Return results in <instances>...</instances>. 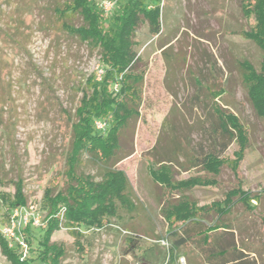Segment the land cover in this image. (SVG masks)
<instances>
[{
  "label": "rangeland",
  "instance_id": "obj_1",
  "mask_svg": "<svg viewBox=\"0 0 264 264\" xmlns=\"http://www.w3.org/2000/svg\"><path fill=\"white\" fill-rule=\"evenodd\" d=\"M52 1L0 0V225L8 217L1 194H13V183L20 177L27 205L46 215L42 210L45 188L65 183L62 173L71 127L64 111L74 113L82 96L75 83H84L101 68L96 51L67 33L56 35L47 26L44 8ZM95 1L101 8L104 2L115 3L111 11L104 10L107 14L118 8V0ZM247 1L162 0L161 34L152 36L147 23L140 25L136 38L140 44L139 67L146 68L144 100L139 117L129 122L121 138V154H131L115 165L130 180L131 193L124 204L127 207L117 202L122 218L119 222L111 220L117 224L83 228L82 251L77 249L69 228L55 231L52 241L68 248L64 264H165L167 232L172 224L162 216L161 205L170 195L153 180L148 151L156 144L165 121L174 125V133L192 138L196 146L207 147L208 92L202 90V102L194 95L199 90L197 85L206 86L208 82L203 78L212 74L222 78L219 83L227 89L222 102L228 103L247 125L251 144L237 172L229 164L235 158L236 143L226 151L218 175L204 168L186 170V165L169 167L173 181L199 177L205 182L173 192L169 199L175 203L187 199L205 206L224 200L229 190L237 187L252 195L263 193L264 123L235 68L236 57L256 66L262 58L253 41L236 33L248 27L242 8ZM80 23V19L74 20V24ZM248 23L254 24L252 19ZM165 48L167 55L162 52ZM85 170L95 175L99 172L93 161ZM214 179L216 184L211 183ZM253 203L257 205L253 211L237 204L232 218L238 221L242 236L257 249L260 264H264V197ZM135 234L139 237L138 247L127 253L132 249L128 248L130 237ZM191 255L192 264H202L194 251ZM0 264H8L1 248ZM174 264L187 262L181 257Z\"/></svg>",
  "mask_w": 264,
  "mask_h": 264
},
{
  "label": "trees",
  "instance_id": "obj_2",
  "mask_svg": "<svg viewBox=\"0 0 264 264\" xmlns=\"http://www.w3.org/2000/svg\"><path fill=\"white\" fill-rule=\"evenodd\" d=\"M161 3L162 0H118V8L111 14L105 13L95 0H53L44 8L46 24L52 32L56 35L67 33L92 52L96 51L103 72L100 75L95 71L84 83L73 82L82 96L74 113L68 109L64 111L71 127L62 173L65 183L60 186L57 182L45 188L44 224L25 229L29 257L22 259L18 246H12L0 231V248L8 264H64L68 248L64 243L52 241L55 231L69 228L76 238L77 249L82 251L83 228L102 229L121 220V207L117 202L127 207L124 204L131 193V185L126 173L115 165L131 154H121V138L129 122L139 117L144 100L146 68L139 67L140 44L136 34L143 23L148 24L152 36L161 34ZM242 8L248 27L236 33L253 41L260 48L262 58L256 66L246 58L236 57L235 68L252 107L264 123V0H248ZM75 19H80L81 23L74 24ZM249 19L253 20V25L248 23ZM162 52L167 55L166 48ZM220 79L215 74L203 78L208 82L207 87L197 85L199 90L194 95L195 100L202 102V90L208 92L207 147L196 146L192 138L174 133V125L165 121L156 144L148 151L153 162L152 178L165 192L168 189L166 195H170L161 205L162 216L172 224L167 232L169 251L165 264L177 263L181 257L192 264L193 251L202 264L261 263L257 249L249 238L242 236L232 212L237 204L246 210H255L257 205L253 201H261L264 191L261 195H252L242 187L233 188L224 200L205 206H197L187 199L178 203L169 199L173 192L205 184L199 177L173 181L167 171L169 167L186 165V170L204 168L218 175L226 151L236 143L235 158L229 164L237 172L251 144L247 125L228 103L222 102L227 89L219 83ZM97 120L107 123L104 131L96 127ZM167 134L172 137L165 138ZM89 161L96 163L97 175L86 172ZM211 183L217 181L214 179ZM13 184V194H1L8 212L2 224L8 221L15 207L28 202L23 179L20 177ZM37 228L42 231L37 232ZM135 235L130 237L128 248L132 249L127 253L138 247L139 237Z\"/></svg>",
  "mask_w": 264,
  "mask_h": 264
},
{
  "label": "built area",
  "instance_id": "obj_3",
  "mask_svg": "<svg viewBox=\"0 0 264 264\" xmlns=\"http://www.w3.org/2000/svg\"><path fill=\"white\" fill-rule=\"evenodd\" d=\"M115 3L112 1L104 2L101 6L105 11H111ZM102 70H99L100 75ZM99 130L104 131L107 123L101 120L95 121ZM44 214L39 209L30 205H19L15 207L6 223L0 225V231L6 237L12 246H18L21 258L25 259L30 255V247L26 238L25 229L27 226L33 228L40 227L44 224Z\"/></svg>",
  "mask_w": 264,
  "mask_h": 264
}]
</instances>
